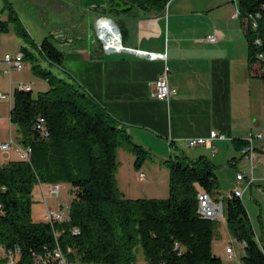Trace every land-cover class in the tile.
Masks as SVG:
<instances>
[{
    "label": "trees",
    "instance_id": "trees-1",
    "mask_svg": "<svg viewBox=\"0 0 264 264\" xmlns=\"http://www.w3.org/2000/svg\"><path fill=\"white\" fill-rule=\"evenodd\" d=\"M8 21H0V38L14 25L17 38L24 43L26 61L40 60L61 67L64 55L53 39L37 45L19 18L10 0H4ZM169 0H106V7L95 10L99 16L118 20L133 13L135 20L162 14ZM244 20L261 14L258 32L247 31L249 67L254 78L264 83V64L256 57L252 42H264V0H239ZM37 54V56L35 55ZM34 74L49 90L34 98L32 92L16 89L11 123L17 128L18 143L33 149L32 162H3L0 158V246L10 250L19 246L21 264H32V254L55 247L51 227L32 220V207L38 184H62L72 195L69 221L59 225L61 246L70 264H136L141 251L147 264H223L213 252L219 222L203 220L198 214V195L205 192L219 203L216 167L208 158H184L169 163L167 200H128L118 189V151L136 157L140 170L147 154L129 132L69 78L54 75L34 65ZM44 118L50 138L43 140L36 130L37 119ZM244 147L245 142H235ZM224 204V219L230 236L245 244L241 264H264L249 214L242 200L232 196ZM79 229L73 236L71 230ZM185 251L179 256L174 246Z\"/></svg>",
    "mask_w": 264,
    "mask_h": 264
},
{
    "label": "crops",
    "instance_id": "crops-1",
    "mask_svg": "<svg viewBox=\"0 0 264 264\" xmlns=\"http://www.w3.org/2000/svg\"><path fill=\"white\" fill-rule=\"evenodd\" d=\"M10 3L36 44L50 38L46 29L52 18H59L50 33L64 55L58 71L113 119L129 128L134 142L154 155L153 163H144L139 170V175H145L140 182L149 187H164L162 193H154V198L169 195V163L180 162L181 156L192 161L210 159L217 176L218 170L228 169L229 164L237 167L236 162L251 174L252 166L241 154L243 147L235 142H245L258 133L264 135V83L252 76L249 67L247 27L242 18L235 17L238 0H173L167 12L146 19L135 20L133 13L122 15L124 45L166 54V62L128 54L104 55L100 51L94 26L104 16L95 10L105 8L106 0H90L88 4L81 0H10ZM1 12L6 13L4 21H8V12L5 9ZM84 22L91 25L90 32ZM41 27L44 28L40 31ZM208 36H215L217 42L206 41ZM17 41L23 43L18 38ZM166 68L169 85L177 91L169 103L156 98L155 87ZM42 82L47 92L49 86ZM11 88H14L13 75L9 77V92ZM10 108L9 103L11 115ZM212 132L229 140L214 141L210 147H188L190 140L208 139ZM255 147L254 175L257 164L258 168L264 166V138L256 141ZM0 158L3 162L21 161L18 156ZM232 173L233 182L245 184L243 190H237L243 193L242 200L257 182L264 181L262 175L255 177L257 182L246 190V181L238 178L236 181ZM36 190L39 193V186ZM66 200L67 195L58 206L67 204ZM220 223L217 240L222 239ZM224 228L230 236L226 224ZM229 245L223 252L225 259L219 258L223 264L224 260L227 264H241L242 259L234 263L235 258L227 255ZM0 252V264H5V251L0 248ZM235 255L237 258L236 252Z\"/></svg>",
    "mask_w": 264,
    "mask_h": 264
},
{
    "label": "built area",
    "instance_id": "built-area-1",
    "mask_svg": "<svg viewBox=\"0 0 264 264\" xmlns=\"http://www.w3.org/2000/svg\"><path fill=\"white\" fill-rule=\"evenodd\" d=\"M173 0H169L166 7L165 12H167L171 2ZM235 17L241 18L240 11L236 12ZM262 19L261 14H249L245 19V25L247 27V31L252 30L253 32H258L259 23ZM94 34L96 38V43L99 45L100 51L104 55H133L142 59H146L149 61H167L166 54H158L152 52H146L142 50H137L133 48L126 47L123 43L122 34L118 26L114 23V21L110 18L100 17L96 20L94 26ZM206 41L210 43L217 42V38L215 36H208ZM252 46L256 51L257 60L260 63L264 64V42L261 38L256 37ZM24 55L23 53H18L15 56L6 55L4 60L0 63L5 67L4 71H0V74H4L9 76L10 78L14 73H21L24 71ZM156 98L159 101L169 103L171 99L177 95V91L171 89L169 85V70L166 68L164 73L160 76L158 81L156 82ZM18 89L25 92H32V87L28 85H21ZM15 90L11 88L8 94H4L0 92V104L9 102L11 104V110L13 107V96ZM11 121V118H10ZM3 123V119L0 116V124ZM36 130L40 133L41 138L43 140H48L50 138V132L46 127V121L44 118H39L35 124ZM264 135L262 133H258L256 135L250 136L246 141V145L242 148L241 154L244 159H246L252 166V172L250 175H238L237 178L239 181H246L248 190L256 181L254 175V159L256 153L255 142L258 140H262ZM228 141L229 139L225 135H220L217 132H212L210 138L208 139H193L188 143V147L190 149H195L198 147H210L212 146L214 141ZM12 151L19 157L22 162H26L31 164L33 149L31 147H25L20 143H16L14 139L11 137L10 142L7 144L0 145V154H8ZM264 152V150H263ZM231 166L235 167V164H231ZM140 181L145 180V175H139ZM40 193L42 194V199L46 205V214L47 220L46 223L51 227L52 234L55 240V247L52 250L46 249L43 253L32 254L33 262L32 264H70L68 261V254H71L72 251L68 250L67 253L63 250L60 239L62 236V232L58 229L59 225L65 224L69 221V210H64V206L60 204L58 208H52L48 204V200L54 199L58 200L61 198L62 193L66 192V186L62 184L57 185H49L47 187L44 184H38ZM236 198L242 200L243 193L237 192L234 194ZM199 202V210L198 214L203 220L207 221H216L223 222L224 221V204L219 203L214 197L205 192H200L198 195ZM2 211V207L0 206V212ZM71 234L73 236L80 235V230L75 228L71 230ZM233 242L228 246L226 253L230 259L236 258L235 251L233 248ZM245 247V244L242 245ZM1 249L5 251V264H21L22 261V250L19 246H15L10 250H5L0 246ZM174 251L179 254V256L184 255V250L182 249L179 243H176L174 246Z\"/></svg>",
    "mask_w": 264,
    "mask_h": 264
},
{
    "label": "rangeland",
    "instance_id": "rangeland-1",
    "mask_svg": "<svg viewBox=\"0 0 264 264\" xmlns=\"http://www.w3.org/2000/svg\"><path fill=\"white\" fill-rule=\"evenodd\" d=\"M83 4H88L90 0H81ZM239 1V0H238ZM82 4V5H83ZM81 5V6H82ZM6 7V3L4 0H0V21H4L6 13H2V9ZM17 16V15H16ZM18 17V16H17ZM59 18L55 17L51 19L50 26L47 27L46 30H48V36L49 39H52V35H50L51 30L53 29L52 25L58 24ZM88 31H91V25L85 24ZM25 28V27H24ZM44 27L40 28V31L43 30ZM26 29V28H25ZM43 33H41L42 35ZM55 40V38H53ZM20 42V41H19ZM43 43V42H42ZM41 43V44H42ZM37 44V45H41ZM23 43H18L17 41V35L15 33V27L14 25H10V32L7 34H4L0 38V62L4 60V57L6 54H9L11 56H15L18 53H21V47ZM37 56V54L35 53ZM40 65L43 69L51 71L56 76H61L63 78L64 75L60 74L58 69L56 67L49 66V64L45 63L44 61L40 60L37 63H32L29 61H24V71L21 73H14L13 74V82H14V88L13 90L18 89L21 85H30L32 87V95L34 98H37L40 94L45 93L46 88H42L44 86L42 80L38 78L34 72L33 68L34 65ZM5 67L0 64V71H4ZM0 92L4 94L9 93V76H6L4 74H0ZM0 116L3 119V123L0 124V145L1 144H7L10 142L11 137L14 139V141L17 143L19 140L18 133L16 130V127L14 125L11 126L10 121V112H9V102H5L0 104ZM20 143V142H19ZM146 153H148L146 151ZM5 156L8 158L9 156H12L13 158H16L17 155L14 151L8 154H0V156ZM189 156L188 153H186V157ZM19 158V157H18ZM183 157L181 156V161H183ZM154 155L153 154H147V159L145 163H153ZM118 161H119V170L117 174V181H118V189L120 190V193L128 200H167L169 198V195L163 196L160 194L158 196L159 198H154V193L160 192L162 193L164 190L163 186L158 187H149L145 185L144 183L139 181V170L136 169V157L123 149L118 151ZM178 161V160H176ZM175 162V160H174ZM232 163V162H231ZM237 167H233L230 164L227 165L228 169H221L218 170V180L220 183L219 189H218V196L221 198V202L227 203L231 197L236 194L237 190H243L245 187V184H237L236 182H233V173L234 172V178L237 181L238 175L246 176L248 175L245 171V166L241 165V163L236 162ZM145 173V172H143ZM147 174V172H146ZM217 174V171H216ZM260 175L263 176L264 179V166H260L255 171V177L258 178ZM257 182V180H256ZM66 193H62V197L58 200H48L49 206L52 208H58V204L62 201H64L65 196L67 195V204H64V210H69L70 204L72 202V195L69 193V190L66 189ZM149 195V196H148ZM249 217L251 219V223L254 229V232L256 234L259 246L264 251V181L257 182L253 189L248 191V193L245 195L244 199L242 200ZM32 220L36 224H45L47 220V214H46V205L44 200L42 199V194L39 193L36 190L35 191V198H34V204L32 207ZM225 223H220V234L222 239L217 238L219 236H216L215 243H214V254L218 257L225 259L223 252L226 249V246L230 244V241L234 240L231 236L228 235L227 231L224 228ZM262 239V241H261ZM218 242V243H217ZM234 251L238 255L237 258L234 259V263H236L238 260L240 261L243 257H245V250L242 247L240 243L237 241L233 244ZM1 254V252H0ZM225 264L226 260H224ZM238 261V262H239ZM136 264H147L146 260L143 256V253L139 251L138 253V259Z\"/></svg>",
    "mask_w": 264,
    "mask_h": 264
},
{
    "label": "water",
    "instance_id": "water-1",
    "mask_svg": "<svg viewBox=\"0 0 264 264\" xmlns=\"http://www.w3.org/2000/svg\"><path fill=\"white\" fill-rule=\"evenodd\" d=\"M113 21H114V23L118 26V24H117V21L116 20H114V19H112ZM118 28H119V26H118ZM120 29V28H119Z\"/></svg>",
    "mask_w": 264,
    "mask_h": 264
}]
</instances>
